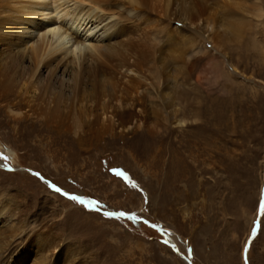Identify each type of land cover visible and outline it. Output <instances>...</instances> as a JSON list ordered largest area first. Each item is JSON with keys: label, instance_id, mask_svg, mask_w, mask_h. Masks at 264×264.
Returning <instances> with one entry per match:
<instances>
[{"label": "rangeland", "instance_id": "374dc122", "mask_svg": "<svg viewBox=\"0 0 264 264\" xmlns=\"http://www.w3.org/2000/svg\"><path fill=\"white\" fill-rule=\"evenodd\" d=\"M28 1L15 3L20 7ZM255 1L264 13V0ZM24 9L21 15L28 16ZM120 11L128 16L126 9ZM100 16L89 24L96 25L89 37L95 44L106 43L112 26L111 19ZM262 17L241 42L227 37L221 45L173 21L186 35L179 40L186 54L184 60L168 57L163 64L184 66L192 48L191 56L200 63L217 58L221 80L214 83L211 75L199 85L192 84L193 78L164 84L152 50L158 41L155 28L147 27L142 37L149 45L143 46V56L139 45L126 47L124 59L113 53L80 60L45 55L35 68L48 37L39 40V30L29 23L26 34L17 30L14 35L6 31L11 21L1 24L0 197L5 202L9 194L20 193L17 204L0 216L3 247L23 229L15 243L19 247L28 246L35 231H48L45 243L59 255L54 264H187L179 253L191 264H264ZM28 33L33 38L25 42ZM98 50L103 52V46ZM119 62L138 72L110 66ZM99 68L111 71L116 82L117 94L106 101L107 116L103 102L88 101L82 89L84 77L92 79ZM131 97L133 107L125 104ZM174 113L187 122L178 126ZM110 212L126 215H106Z\"/></svg>", "mask_w": 264, "mask_h": 264}, {"label": "bare ground", "instance_id": "6f19581e", "mask_svg": "<svg viewBox=\"0 0 264 264\" xmlns=\"http://www.w3.org/2000/svg\"><path fill=\"white\" fill-rule=\"evenodd\" d=\"M15 1L17 0H0V28L2 26L1 24L7 25L8 22L11 21L12 23L6 26L7 27L6 31L9 34L14 35L13 32H16L15 34H19L20 31H23V33L26 34L27 31L25 32V29L28 30V23H29L30 26L33 25L35 29L39 30L38 32L39 40H41V38L45 40V38L48 37L49 42L47 43L46 48L43 50V53H40L41 51L40 49L37 52L35 68L39 66V64L42 62V59L44 58L45 55L46 57L52 58L56 54H64L63 57L70 54L75 60H80L82 56L86 58H93V57L95 58L96 55H103L104 53L105 54L113 53L115 55L120 56L122 59H124L126 58L125 57L126 55L123 56L126 52V47H133V46L139 45L141 46V48H139V52L143 56L144 55L143 46L148 48L149 45L145 41L142 40L143 39L142 37L144 36L147 37L146 29L147 27H151L150 30L155 28L156 30L160 32V33L158 32V34L156 33V37L158 41H153L154 47L152 50H153L154 55L156 56L155 57L156 61H159L160 63V66H161L160 73H162V80L165 85H168V84L176 85L178 84L179 81L190 80L192 78H193L192 84L199 85L202 81L208 82L211 75H213V82L217 83L222 78L217 73L218 70L214 66V63L217 58L213 56V59L211 58L210 61L206 63H200L195 58V56L194 58L193 56H191V54H193L191 52L192 49H195L192 47H191L192 49L189 50V57H188L189 59L188 61H186L184 66L182 67H179L178 65L170 66L168 63H164V64L162 63V61H164L168 57H172L175 61L184 60L185 58V54H186L185 49L184 48L181 49L182 46H180V45H184L185 43L179 44V40L183 42L182 38H184L186 35L180 33L181 28L179 29L178 27L179 25L175 23L182 22L190 28V31L191 29H196L195 31H197L201 35H204V33H207L205 35L214 44L217 45L219 43L221 45V44H224V41L227 40V37H232L235 39V41L241 42L243 38L245 37V35L247 34L248 29H250V27L253 26L252 22L254 21L256 22L257 19H259V17H262L264 15L263 10H261L262 8L259 6V4H257L259 2L255 0L253 1L251 0H214L215 3L213 5L209 3V0H81V1H77L73 6H67L66 4L70 2V0H65V5L67 7H63L62 0H51V1L29 0L28 3L27 2L23 3V5H20V7L19 5L15 3ZM21 7L27 10L25 11L24 9V11L27 12L28 16H26V14L23 16L21 15L23 14L22 12L23 8L20 10V12L17 11ZM120 8L126 9V12H128V16L123 14L120 11ZM133 12L135 13V17H129V15ZM2 13L4 14L1 15ZM18 13H20V15ZM36 14L39 15V18L37 20H36L37 17L35 18L33 16ZM99 14L104 15V17L103 16L101 17ZM99 16L100 18L111 19V22H112L111 23L112 26L108 27L109 31L108 30L106 31L107 32L106 37L108 38L105 40L106 43L104 44H95V43H92V41L89 39L90 35H92L94 31H96V28H95L96 25H94L91 28L89 24L90 22H93L92 20L94 21L95 19L97 20ZM173 21L175 23H173ZM33 29L34 28H32V30ZM83 31H87V33L84 32L83 34L84 36H82L81 38L79 37V34H81ZM128 32H129V35H125V33L128 34ZM4 33L6 32L4 31ZM189 35L192 36L193 34L189 33ZM27 37L28 39L26 38L27 40H25V42L30 41L32 36L31 34L28 33ZM194 40L196 43L197 37ZM135 42H138V43H135ZM15 43L16 42H14V44ZM17 43H19L18 46L21 44V42H17ZM189 43H192V42H189ZM201 44L199 46H201ZM98 45L103 46V52L98 50ZM7 47H8L7 49H9V46ZM201 52L202 51H200V53ZM220 53L221 55H224L223 52H220ZM154 55L152 57H154ZM52 60H49L44 65V67H47V69H49V67L52 66ZM199 60H201V58ZM173 62L174 61H172V64ZM228 64L232 66L230 61L228 62ZM110 66L114 69L115 68L119 69L117 71L129 70V71L138 72L137 68L134 69L135 67L134 65H131L125 62L110 64ZM132 66L134 67L132 68ZM136 66L138 67L137 64ZM236 67H233L232 71L234 72L237 71L238 69ZM218 69H221V67ZM49 71H51V69ZM88 71L89 70H86V71L84 70V73L85 72L87 73ZM241 72L243 74L242 76H244L245 75L244 71H240V73ZM76 73H78V71ZM87 75L82 80V89L83 91L86 89L85 98H87L88 101H91V102L93 100H98L99 102H103V105H102L103 108H101L102 114H105L107 116L108 104L106 103V101L109 99V97H111V95L117 94L116 85H115L116 82L113 80L112 72L111 71L109 72L107 68L106 69L99 68L97 71L95 70L94 75H92L93 76L92 79H90ZM156 75H158V73H156ZM74 76H75V79L73 78V81L75 82V86L72 83H70V86H72V89L76 88V83H77L76 81L77 75L74 74ZM188 83L190 84L191 82L188 81ZM150 87L152 86L150 85ZM146 93H148V89ZM155 93H158V91L157 92L155 91ZM120 95L122 96V94ZM174 95L175 94L173 93V96ZM161 96H163V93ZM163 101L165 100L163 99ZM245 102H246L245 100H242V103L240 104L242 110H244V108L247 107V104ZM125 104L126 105L129 104L133 107L134 102H133L132 97L130 98V100L128 101L126 100ZM147 116H149V114ZM173 117H174V122L179 124V125L177 124L178 126L180 125L182 126V124H185L187 122V119L178 118L177 113H174ZM74 125L79 126L77 122ZM148 130H150V128H148ZM155 130L156 129L153 128L150 131L153 133ZM19 195L20 193L18 192L14 194H9L5 202L0 197V203H1L0 204V216H3L4 214H6V212H8L10 208L14 207L17 204V201L15 198L18 197ZM0 230H1V227H0ZM47 234H48V231L47 232L43 231L40 233L35 231L29 237L28 246L19 247L18 245H15V243L20 238L23 237V229H22L18 233L13 235V240L9 242L8 247H3L4 240H3V236L0 231V264H28L30 259L32 258L31 255L34 256L33 264H48V263L54 264V262L59 258V255L56 253V251L52 250L51 246L45 243ZM173 243L174 242H172L171 244L173 248H175V245ZM32 246H33V249H31ZM53 247L57 248L58 245H54Z\"/></svg>", "mask_w": 264, "mask_h": 264}, {"label": "snow or ice", "instance_id": "6c2138e0", "mask_svg": "<svg viewBox=\"0 0 264 264\" xmlns=\"http://www.w3.org/2000/svg\"><path fill=\"white\" fill-rule=\"evenodd\" d=\"M72 199L75 200V199H78V197L73 196ZM81 202L83 203L84 201H81ZM88 203L93 204L95 202L94 201H88ZM106 215H109V216H115V215L125 216L126 213H124V212H120V213L110 212V213H107ZM132 218L134 219L135 217L133 216ZM153 227H155V225H153Z\"/></svg>", "mask_w": 264, "mask_h": 264}, {"label": "water", "instance_id": "95a60500", "mask_svg": "<svg viewBox=\"0 0 264 264\" xmlns=\"http://www.w3.org/2000/svg\"><path fill=\"white\" fill-rule=\"evenodd\" d=\"M263 191H264V187H263ZM179 255H180V257H181L183 260H185V261L187 262V264H191V262L189 261V259H187L184 255H182V254H180V253H179Z\"/></svg>", "mask_w": 264, "mask_h": 264}]
</instances>
